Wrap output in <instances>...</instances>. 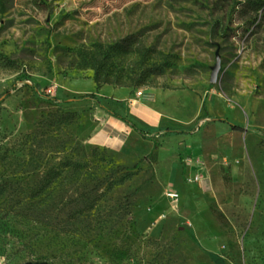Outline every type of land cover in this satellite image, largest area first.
Wrapping results in <instances>:
<instances>
[{
	"label": "rangeland",
	"instance_id": "374dc122",
	"mask_svg": "<svg viewBox=\"0 0 264 264\" xmlns=\"http://www.w3.org/2000/svg\"><path fill=\"white\" fill-rule=\"evenodd\" d=\"M244 1L0 0V264H264V11ZM97 42L164 70L98 87L77 54Z\"/></svg>",
	"mask_w": 264,
	"mask_h": 264
},
{
	"label": "trees",
	"instance_id": "16d2710c",
	"mask_svg": "<svg viewBox=\"0 0 264 264\" xmlns=\"http://www.w3.org/2000/svg\"><path fill=\"white\" fill-rule=\"evenodd\" d=\"M243 12L255 16L256 20L260 16V11H264V0H245L243 3ZM113 51H116L117 54H122L124 52H129L128 45L126 43H115L112 45H106L101 42H97L91 46H81L78 51V65L80 67H92L95 70L94 79L98 87H101L105 83H117L119 85H135L143 86L145 84L152 83V75L160 74L164 70V65L157 62H148L145 65H140L131 69L129 72H125L124 69L115 67L112 56ZM132 51V50H130ZM10 91L6 90L3 94H9ZM96 97V92H87L80 95V98ZM111 111V110H110ZM113 112V111H111ZM128 121L132 122L127 118ZM133 123V122H132ZM138 131H140L145 137L151 138L153 135L148 131L138 127L136 124H133ZM235 129H243V126L239 124H233ZM179 133H190V130H179ZM122 179H119L116 182H122ZM112 188L110 184L107 190ZM106 190V191H107ZM215 215L218 219L223 220L224 214L213 208Z\"/></svg>",
	"mask_w": 264,
	"mask_h": 264
},
{
	"label": "crops",
	"instance_id": "0c3cea01",
	"mask_svg": "<svg viewBox=\"0 0 264 264\" xmlns=\"http://www.w3.org/2000/svg\"><path fill=\"white\" fill-rule=\"evenodd\" d=\"M157 205L161 206V202L158 201ZM159 206V207H160ZM157 207L151 211H145L140 218L139 225L143 230H150L153 235H159L163 229V219L157 218ZM155 218V219H154Z\"/></svg>",
	"mask_w": 264,
	"mask_h": 264
},
{
	"label": "water",
	"instance_id": "95a60500",
	"mask_svg": "<svg viewBox=\"0 0 264 264\" xmlns=\"http://www.w3.org/2000/svg\"><path fill=\"white\" fill-rule=\"evenodd\" d=\"M220 68H221V54H220V51L218 50L217 51V62L213 66V72H212V77H211L212 81L218 80V73H219Z\"/></svg>",
	"mask_w": 264,
	"mask_h": 264
}]
</instances>
